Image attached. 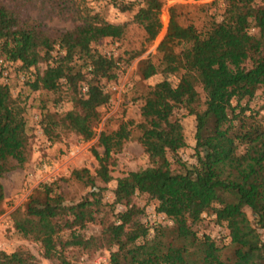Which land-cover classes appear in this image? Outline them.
Here are the masks:
<instances>
[{"label":"trees","instance_id":"trees-1","mask_svg":"<svg viewBox=\"0 0 264 264\" xmlns=\"http://www.w3.org/2000/svg\"><path fill=\"white\" fill-rule=\"evenodd\" d=\"M47 1L62 14L71 12L77 24L50 36L0 3V59L9 63L14 77L23 76L30 92L64 91L68 111L41 109L42 133L49 141L60 140L62 132L88 141L96 135L99 107L112 93L105 83L115 82L117 70L143 49L101 54L92 43L123 39L125 24L105 21L85 0ZM223 3L220 20L204 15L199 25L184 24L180 7H169L166 31L154 48L156 60L139 59L136 73L142 79L171 75L179 84L173 87L163 79L150 85L136 125L126 121L99 131L102 151L90 149L93 172L79 168L67 178L41 182L21 208L9 212L13 233L37 243L41 258L50 264H79V256L107 251L108 264H264V0ZM113 4L132 13L144 43L157 38L160 0ZM258 91L262 103L255 108L250 104ZM11 93V84L0 78V179L22 170L30 153L25 103ZM181 110L194 118V161L189 164L178 155L186 145L177 116ZM133 138L148 166L116 179L112 200L105 202L114 155ZM69 187L73 191L66 192ZM138 193L154 200V210L168 221L154 224L151 235L139 220L142 208L133 204ZM4 196L0 181V213ZM203 214L224 226L228 244L198 234ZM88 225L97 231L87 233ZM0 264H38V258L19 247L0 250Z\"/></svg>","mask_w":264,"mask_h":264},{"label":"rangeland","instance_id":"rangeland-1","mask_svg":"<svg viewBox=\"0 0 264 264\" xmlns=\"http://www.w3.org/2000/svg\"><path fill=\"white\" fill-rule=\"evenodd\" d=\"M72 3L75 0H65ZM133 1V0H126ZM162 7L160 10L161 31L157 38L144 43V33L135 23L131 22L132 13L120 12L113 4V0H85L86 5L97 12L105 21L113 24H125L126 33L123 39L103 38L92 43V47L99 53L106 56H121L123 52L142 48L143 51L135 57L126 67H120L117 70V80L115 82L105 83V87L112 91L109 102L99 107L101 118L94 128L95 137L88 141H80L74 134L61 133V139L51 142L46 135L42 133L44 125L43 112L41 109L49 111L66 112L70 109V102L63 92L51 93L41 91H29L22 84L23 76L18 74L14 77V70L9 66V79L6 81L11 84V94L16 96L20 94L25 103L26 129L31 140L29 145V159L22 170L9 171L3 174L0 181L4 187V200L1 204L2 213H0V243L1 250L12 252L16 248L25 247L38 258V264H50L49 261L39 256V245L30 241L21 239L13 233L10 227L9 212L15 208H21L26 198L32 193L35 186L41 182H50L60 177L67 178L74 169L87 168L93 172L96 167V161L92 156L90 149L95 148L101 153L102 148L97 146L99 131L107 129H116L123 122L131 121L132 126L140 121L139 107L143 102V96L148 92L149 86L158 81L167 79L168 82L176 87L179 79L165 74H154L146 79L139 78L136 73V63L139 59L150 57L153 61L154 48L160 41L166 31L168 20V8L179 6L178 13L181 14L180 20L184 22L192 21L199 25L204 19V15H210L215 20H220V14L223 9V0H160ZM8 8L16 11L19 17L29 26L37 27L46 31L50 36H56L59 33L68 31L74 27L77 22L74 20L71 12L62 14L55 9L47 0H0ZM58 54L61 51L57 52ZM52 54H55L52 51ZM44 64L38 63L41 70ZM200 91V90H199ZM260 91L256 93L251 101L252 107H257L262 103ZM182 131L185 136L186 145L178 151L179 157L187 162H193L192 145L194 144V118L192 115H186L184 111H178ZM135 129V128H133ZM169 158V156H167ZM148 166V160L142 151L140 143L134 138L128 141L122 151L114 155V165L111 166V180L106 184L108 190L104 193L103 201L111 202L115 187V180L124 176L128 172L137 171L139 168ZM73 191L72 188H66V192ZM77 191V189L75 190ZM86 191V190H85ZM85 191H79L83 195ZM133 204L142 208L139 220L149 227L151 235L152 226L157 223L168 224L163 214L154 210V200L148 198L147 194H136L133 197ZM121 210L120 207H117ZM201 225L198 234H210L218 240V243L228 244L229 238L224 226H218L212 222V215H202ZM97 229L93 225H88L87 233H94ZM79 264H108V253L87 254L78 257Z\"/></svg>","mask_w":264,"mask_h":264},{"label":"built area","instance_id":"built-area-1","mask_svg":"<svg viewBox=\"0 0 264 264\" xmlns=\"http://www.w3.org/2000/svg\"><path fill=\"white\" fill-rule=\"evenodd\" d=\"M61 53H62V51H61ZM8 70H9V63L0 59V78H1V80H3V81L7 80ZM84 91H86L85 85L82 87V92H84ZM1 248H2V246L0 243V250H1Z\"/></svg>","mask_w":264,"mask_h":264}]
</instances>
